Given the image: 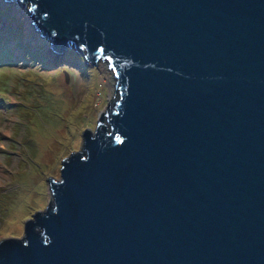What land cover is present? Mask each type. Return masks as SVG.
Instances as JSON below:
<instances>
[{
	"label": "water",
	"instance_id": "1",
	"mask_svg": "<svg viewBox=\"0 0 264 264\" xmlns=\"http://www.w3.org/2000/svg\"><path fill=\"white\" fill-rule=\"evenodd\" d=\"M117 98L0 264H264V0H3Z\"/></svg>",
	"mask_w": 264,
	"mask_h": 264
},
{
	"label": "rangeland",
	"instance_id": "2",
	"mask_svg": "<svg viewBox=\"0 0 264 264\" xmlns=\"http://www.w3.org/2000/svg\"><path fill=\"white\" fill-rule=\"evenodd\" d=\"M34 25L27 5L0 0V240L19 238L51 201L45 180L117 98L106 61L59 57Z\"/></svg>",
	"mask_w": 264,
	"mask_h": 264
}]
</instances>
